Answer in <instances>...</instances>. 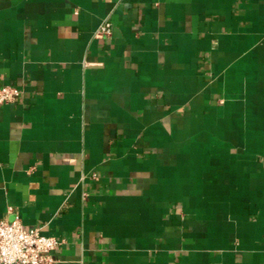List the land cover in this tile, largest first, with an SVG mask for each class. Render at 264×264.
Wrapping results in <instances>:
<instances>
[{
  "label": "crops",
  "instance_id": "crops-1",
  "mask_svg": "<svg viewBox=\"0 0 264 264\" xmlns=\"http://www.w3.org/2000/svg\"><path fill=\"white\" fill-rule=\"evenodd\" d=\"M6 84L0 218L55 264H264V0H0Z\"/></svg>",
  "mask_w": 264,
  "mask_h": 264
},
{
  "label": "built area",
  "instance_id": "built-area-1",
  "mask_svg": "<svg viewBox=\"0 0 264 264\" xmlns=\"http://www.w3.org/2000/svg\"><path fill=\"white\" fill-rule=\"evenodd\" d=\"M112 21L105 19L96 36H108ZM22 90L18 86H0V105L15 102ZM57 236L46 235L41 226L25 227L19 217L0 218V264H55L53 251L61 244Z\"/></svg>",
  "mask_w": 264,
  "mask_h": 264
}]
</instances>
